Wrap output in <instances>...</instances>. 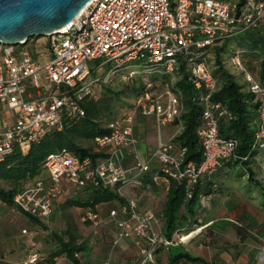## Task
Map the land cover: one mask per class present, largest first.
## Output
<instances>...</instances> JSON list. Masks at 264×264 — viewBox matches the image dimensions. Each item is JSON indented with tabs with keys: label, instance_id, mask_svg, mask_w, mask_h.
Instances as JSON below:
<instances>
[{
	"label": "built area",
	"instance_id": "2783aa9c",
	"mask_svg": "<svg viewBox=\"0 0 264 264\" xmlns=\"http://www.w3.org/2000/svg\"><path fill=\"white\" fill-rule=\"evenodd\" d=\"M262 24L264 0H91L65 29L45 37L49 58L44 63L37 62L26 44H0V163L16 149L26 154L50 132L85 117L83 102L94 96L95 85L107 84L119 74L137 75L133 63L142 62L145 72L162 75L160 84L147 83L134 98L131 112L109 122L108 131L93 138L99 156L81 158L66 148L48 154L41 166L47 177H38L17 192L12 207L46 220L56 201L71 190L91 186L121 195L126 186L142 185L139 176L150 170L152 160L167 180L184 184L185 198L190 199L224 162L247 159L236 154V139L219 134L225 111L212 101L218 82L208 51ZM244 52L234 50L230 62L258 103L250 146L258 151L264 149V83L245 68ZM101 58V64L91 69L89 62ZM180 61L187 64L189 81L199 91L196 135L202 160L185 162V148L174 152L169 141H159L149 159L142 161L136 155L134 116L152 115L158 128L179 120L183 97L173 84ZM98 71L102 72L95 76ZM130 154L135 160L129 167L125 162ZM84 217L95 227L102 222L91 208L84 210ZM155 218L153 212L139 210L135 198H125L107 213L115 228L114 245L126 239L139 252L140 264H156V249L178 245L183 237L174 233L167 239L153 232ZM37 261L32 255L26 264Z\"/></svg>",
	"mask_w": 264,
	"mask_h": 264
},
{
	"label": "crops",
	"instance_id": "0c3cea01",
	"mask_svg": "<svg viewBox=\"0 0 264 264\" xmlns=\"http://www.w3.org/2000/svg\"><path fill=\"white\" fill-rule=\"evenodd\" d=\"M133 131L139 139L136 155L142 161L149 159L159 141H169L174 152L179 149L174 142L179 133L176 121L158 128L152 115L137 113L133 119ZM262 152H259L260 157H263ZM134 160L135 155L130 154L125 163L130 167ZM239 168H242L240 164L224 165L210 179L199 184L204 195L199 201L195 222L177 232V236L187 239L175 247H181L183 253L201 258L203 263L180 258L176 264H264V208L257 202L260 191L256 193L254 186H248L246 176H236ZM139 179L141 186L124 187L120 197L123 200L135 198L141 211L152 210L161 214L169 180L158 173L154 160L150 162V170L140 175ZM77 191H83L81 194L87 198L88 191L84 189L66 192L64 199H60L61 196L56 201L52 214L46 220L31 219L0 200V264H26L32 255L38 257L34 264H140L141 256L130 241L125 239L114 245L115 228L107 219V213L110 208L120 205L116 200L95 206L102 220L99 224L101 231L96 233L95 241L76 237L75 245H82L83 250L75 252V262L65 254H57L60 244L53 237L55 233L51 232L50 220L55 212L60 217V208L67 199L77 196ZM71 195L73 197L68 198ZM252 204L258 206L255 213L249 209ZM79 209L80 218L74 219V223L76 229L81 231L80 225L93 224L84 217L86 208ZM161 229L158 233H161ZM49 232L56 243H46L41 239L44 238L42 234ZM154 257L156 264H170L168 251L163 247L156 249Z\"/></svg>",
	"mask_w": 264,
	"mask_h": 264
},
{
	"label": "trees",
	"instance_id": "16d2710c",
	"mask_svg": "<svg viewBox=\"0 0 264 264\" xmlns=\"http://www.w3.org/2000/svg\"><path fill=\"white\" fill-rule=\"evenodd\" d=\"M241 34L246 35V40L241 43V46H245L252 53H257L262 57L259 63L258 78L264 83V31L260 32L256 29ZM31 39L27 41L26 45ZM242 47L238 49H243ZM211 49L212 52H210V50L208 51L209 58L212 53V59L210 58V61L216 63L213 74L218 82L217 89L212 95V101L220 103L225 111V114L219 120V134L225 138L236 139L238 141L236 154L240 157H247L245 160L230 159L224 162L221 168L224 165L235 166L236 164H240L242 168H239L236 176L239 178L246 176L248 186H254L259 189L260 193L257 198L258 203L260 207L264 208V187L263 184L256 179L255 172L250 165L255 162V158L259 155L260 151H263L262 156L264 157V149L251 151L250 147L257 125L258 103L255 96L248 90L245 82L243 85L239 84V79L231 74L222 64V47L216 45ZM127 77L131 79L134 76ZM155 81L156 83L154 81L150 83L157 85L161 82V80ZM145 87L146 86L132 91V100H134ZM104 89L107 92V97L103 98V100H96V97L93 96L83 102L85 117L66 123L60 131L50 132L39 143L31 145L26 154L16 149L0 163V181L10 185L8 189L0 185V200L2 202L11 207L13 206V196L24 188V186L21 188V185L24 183L27 184L31 179L40 176L42 163L45 157L50 153L66 148L81 158L85 156H90L92 158L99 156L94 151L93 138L96 135L106 133L108 131L106 126L109 122L123 116L133 108V104L127 105L124 103L123 109L120 111L121 113H111L112 106L110 103V96L113 94L114 88L104 87ZM173 89L179 90L183 97V109L179 120L176 121L180 122L181 129L175 136L174 142L179 145V148H185L183 156L185 162L192 161L195 164H199L202 160L201 148L196 135V127L200 121L201 109L199 91L195 90L194 86L189 81V71L184 61H180L177 67ZM117 90H119V87H117ZM104 119H106V121ZM104 122L105 124L102 125ZM83 142H91L92 146L85 147L82 145ZM158 173L161 174L159 171ZM82 189L88 191L87 198L82 200L79 198H70L64 202L65 205L69 207L91 208L96 212L95 206L101 202L116 200L120 202V204L124 203L123 198L120 197L118 193L109 189H94L91 186H86ZM203 195L198 185L192 197L186 199L184 184L169 180V188L161 213L163 222L161 234L165 238L172 239L174 233L180 232V230L188 224H194L195 221L192 217L197 214L199 201ZM259 200L261 201L259 202ZM117 207H112L109 210ZM30 218L36 220L35 218ZM53 237L60 244V249L57 254H65L66 257L75 262L76 259L74 254L77 251L83 250V246H76L75 237L71 235H68L67 240H63L56 234H54ZM167 251L170 257V264H176L180 258L203 263L201 258L193 257L187 253L181 252L177 255H172L170 253L171 247H169Z\"/></svg>",
	"mask_w": 264,
	"mask_h": 264
},
{
	"label": "rangeland",
	"instance_id": "374dc122",
	"mask_svg": "<svg viewBox=\"0 0 264 264\" xmlns=\"http://www.w3.org/2000/svg\"><path fill=\"white\" fill-rule=\"evenodd\" d=\"M257 30L260 32H263L264 31V24H262ZM245 40H246V35L245 34H239L234 39L227 40V41L220 44V47H222V49H223L222 64L231 74L235 75V77L237 79H239V84H241V85L244 84V80L242 78V75L239 74V72L232 66V64L230 62V57L233 55V51L235 49L242 47L241 43L244 42ZM26 47L34 57L37 56L36 59H37L38 63H44L48 60L49 52H48V49L46 46V38L45 37L32 38L28 42ZM1 48H2V45H0V49ZM242 48L245 50V53L242 55V62L244 64L245 68L249 72H251L253 75H255L256 78H258V76H259V74H258L259 63L262 60V57L260 55H258L257 53H252L245 46ZM209 50H210V52H212L211 51L212 49H209ZM41 53H44L43 56L40 55ZM210 58L212 59V53L210 54ZM0 59H1V57H0ZM102 61H103L102 58L90 61L89 66L91 69H96L101 64ZM211 63H212L213 70H215V68H216L215 64L216 63H213V61H211ZM107 68H108V66H105L104 70H107ZM131 68L137 70V75L131 79L126 77L124 74H119V75L115 76L114 78H112L107 84L99 83V84L95 85L94 96L96 97V100H103V98L107 97L106 96L107 92L105 91L104 87L114 88V92L110 96V103L112 106L111 113H113V114L121 113L120 111L123 109L124 103L127 105L133 104L132 91L141 89L147 83H150L152 81H154L156 83L155 80L159 81L162 78V75L159 73L145 72L144 71V65L142 62L133 63ZM101 72L102 71H98V72H95L93 74L95 76H97V75L101 74ZM117 87H119L120 92H119V90H117ZM128 112H131V110H129ZM104 120L106 121V119H104ZM104 124H105V122L102 123V125H104ZM82 145L85 147H89V146H92V143L91 142H83ZM256 158L257 159L255 160V162L250 164V165L255 172L256 179L259 180L263 184V187H264V157H260V155H259ZM255 163H258L259 166L256 167ZM38 177L46 178L47 172L45 170H42L40 176H38ZM38 177H36V178H38ZM36 178L31 179L29 181V183H27V184L24 183L23 185H21L22 186L21 188H23V186L28 187ZM0 185L2 187H4L5 189L10 188V185H8L7 183H5L3 181H0ZM254 190L256 193L259 191V189H257V188H254ZM76 193H77V196L73 197V195H75L73 193V195L68 196V198L73 197V198H79L81 200L84 199V194H81V193H83V191H77ZM64 198H65V196H62L60 199H64ZM260 201L261 200H259V202ZM255 203L256 202H254V204ZM249 209H251V211L255 213V211H257V209H258V206L252 204V207H249ZM60 211H61L60 217H58L59 213H57V212H55L53 214V216L51 217V220H50V226H52L51 232H54L57 236L64 238V239H67L68 235H71V236L75 237V240H76V237H77V239L86 238L89 241L90 240L91 241L96 240V237L99 234V230H100L99 226L95 227V226L91 225L90 223H85V224L80 225L81 231L76 229L74 219L78 220V218H80L79 207H69V206L63 205L60 208ZM154 214L156 215V218L151 221V226L153 225L154 228L152 227V230H153V232H155L157 234L159 232V228H161L163 226V222H162V218H160L161 214H159V213H154ZM58 218H59V220L56 223ZM192 219L195 220L196 215L193 216ZM51 232L42 234V235H44V238L42 237V235L40 236V238L42 237L41 239L46 240V243L47 242L48 243H50V242L56 243L55 239L51 235ZM96 233H98V234H96ZM100 233H102V232H100ZM177 240L179 241L178 238H177ZM181 252H182L181 247L171 246L170 253L172 255H177Z\"/></svg>",
	"mask_w": 264,
	"mask_h": 264
},
{
	"label": "water",
	"instance_id": "95a60500",
	"mask_svg": "<svg viewBox=\"0 0 264 264\" xmlns=\"http://www.w3.org/2000/svg\"><path fill=\"white\" fill-rule=\"evenodd\" d=\"M91 0H0V44L25 45L67 27Z\"/></svg>",
	"mask_w": 264,
	"mask_h": 264
},
{
	"label": "bare ground",
	"instance_id": "6f19581e",
	"mask_svg": "<svg viewBox=\"0 0 264 264\" xmlns=\"http://www.w3.org/2000/svg\"><path fill=\"white\" fill-rule=\"evenodd\" d=\"M82 11H83V10H82ZM82 11H81V12H82ZM81 12H80V13H81ZM65 28H66V27H64L63 29H65ZM63 29H61V30H63ZM61 30H60V31H61ZM189 235H190V234H189ZM184 236H185V235H184ZM187 236H188V235H187ZM189 237H190V236H189ZM185 239H187V237H183V238H182V241L185 240Z\"/></svg>",
	"mask_w": 264,
	"mask_h": 264
}]
</instances>
